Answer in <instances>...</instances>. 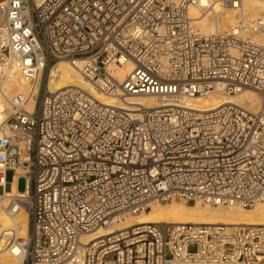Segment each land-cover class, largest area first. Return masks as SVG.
Instances as JSON below:
<instances>
[{"label":"built area","instance_id":"2783aa9c","mask_svg":"<svg viewBox=\"0 0 264 264\" xmlns=\"http://www.w3.org/2000/svg\"><path fill=\"white\" fill-rule=\"evenodd\" d=\"M199 1L0 0V74L37 82L33 109L15 93L0 121V210L27 213L23 239L0 229V254L17 248L21 264H264V225L134 223L80 240L153 203L264 199V11L248 23L253 40L241 23L201 31L187 13ZM59 61L114 102L75 85L49 91ZM242 89L259 97L255 112L190 101ZM138 96L158 105L126 100Z\"/></svg>","mask_w":264,"mask_h":264},{"label":"bare ground","instance_id":"6f19581e","mask_svg":"<svg viewBox=\"0 0 264 264\" xmlns=\"http://www.w3.org/2000/svg\"><path fill=\"white\" fill-rule=\"evenodd\" d=\"M238 7L230 5L227 9L223 7V3L218 0H206L204 5L200 4L194 7H188L187 13L193 23L198 25L203 32L207 31H227L230 28L241 23L245 26L241 33L249 36L253 40H258L255 35L248 33V23L253 18L260 16L264 11V3L262 0H239ZM239 12L240 14H236ZM239 22V23H238ZM79 66V64L77 65ZM57 79L52 85H48L49 91H54L64 86L75 85L86 88L90 95L103 104H111L114 100L107 95L96 91L85 80H83L77 69L67 62L59 61L56 64ZM130 70V66L126 64L118 70L117 77L119 80ZM37 82L32 86L21 76L18 71L13 68L5 69L0 74V121L1 118L9 111V100L11 95L22 93L27 96L23 107L31 108L34 104V94L36 93ZM243 91V92H242ZM31 92V94L29 93ZM233 96V97H232ZM4 98V99H3ZM131 103H140L145 107H154L158 103L151 97H129L126 98ZM201 111L212 109L224 102H233L241 105L250 112H255L258 108L259 97L256 93L248 89H242L230 96H224L219 91H212L202 97H193L190 100ZM5 105V106H4ZM29 110V109H28ZM29 110V111H30ZM14 179L11 183L13 190ZM166 208L160 204H150L147 210L139 213L128 215L124 219L119 220L108 228H97L92 233L82 235L80 240L86 243L93 237L109 233L111 231L128 227L134 223L142 224L147 222H163V223H200L224 225H264V199L255 204L254 210L247 211L240 207H220L208 206L202 204H193L191 206L186 203L171 200ZM168 203V202H167ZM147 211V212H146ZM0 229L14 228L18 232L21 239L25 236L27 228V213L25 209H19L14 214H7L0 210ZM135 216V217H132ZM17 234V233H16ZM11 259L0 257V264H21L25 257V252H21L17 248H12L7 253L0 254Z\"/></svg>","mask_w":264,"mask_h":264},{"label":"rangeland","instance_id":"374dc122","mask_svg":"<svg viewBox=\"0 0 264 264\" xmlns=\"http://www.w3.org/2000/svg\"><path fill=\"white\" fill-rule=\"evenodd\" d=\"M206 3V0H200V4L201 5H204ZM238 5H239V3H237L236 4V6L238 7ZM230 5H227V4H224L223 3V7L224 8H228ZM236 14H240L239 12H237ZM239 23V22H238ZM243 92V91H242ZM0 97H3L2 95L0 96ZM233 97V96H232ZM4 99V98H3ZM5 106V105H4ZM28 105H26V110H30V107L28 108L27 107ZM33 109V107L31 108V110ZM28 110V111H29ZM30 110V111H31ZM5 116V115H4ZM3 116V117H4ZM3 117L1 118V120L3 119ZM17 172H19L18 170H17ZM23 184H24V180L22 179V178H18L17 179V181H16V189L18 190V191H22V189H23ZM13 186V190H14V187H15V179H14V184L12 185ZM168 202V203H167ZM167 202H162V204H160V205H162V206H164V207H168L169 206V204L171 203V202H169V201H167ZM177 202H180V201H177ZM185 205H187V206H191V205H193V204H191V203H186ZM245 210H247V211H252V210H254V207L252 206V207H248V208H245ZM147 212V211H146ZM0 215H4V214H2V213H0ZM132 217H135V216H132ZM154 223H156V222H154ZM17 233V235L19 236V234H18V232H16ZM0 257H3V258H5V259H11L10 257L9 258H7V257H5V256H0Z\"/></svg>","mask_w":264,"mask_h":264}]
</instances>
